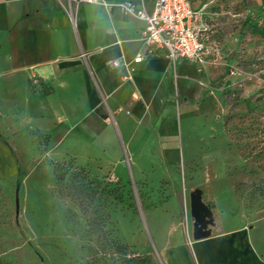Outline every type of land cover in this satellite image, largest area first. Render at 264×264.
<instances>
[{
    "label": "rangeland",
    "instance_id": "obj_1",
    "mask_svg": "<svg viewBox=\"0 0 264 264\" xmlns=\"http://www.w3.org/2000/svg\"><path fill=\"white\" fill-rule=\"evenodd\" d=\"M192 3L204 11L228 57L177 64L189 78L175 99L179 158L169 164L171 176L145 160L139 178L138 166L133 163V175L125 156V178L99 157L80 162L69 147L81 157L84 151L66 141L76 133L51 124L58 117L47 110H29L22 75L9 74L10 66L0 62V264H162L155 232L162 237V206L181 205L190 239L196 188L214 212V234L246 230L264 260V0ZM35 78L29 94L44 95ZM60 163L68 171L64 181L57 176ZM80 170L91 183L88 211L67 186ZM156 216L161 226L154 230Z\"/></svg>",
    "mask_w": 264,
    "mask_h": 264
},
{
    "label": "crops",
    "instance_id": "obj_2",
    "mask_svg": "<svg viewBox=\"0 0 264 264\" xmlns=\"http://www.w3.org/2000/svg\"><path fill=\"white\" fill-rule=\"evenodd\" d=\"M121 1L144 5L151 13L156 0L80 2L72 13L64 0H0V62L10 66L9 74L22 75L20 89L29 110H47L58 117L51 124L63 123L76 133L66 141L84 151L81 157L69 147L80 162L99 157L106 168L113 164L111 168L125 178L127 160L132 174L135 163L137 176L144 178L139 164L147 160L162 164L171 176L169 164L179 158L173 137L175 99L188 89L189 77L179 73L164 50L145 45L144 21L115 5ZM139 56L141 61H136ZM227 57L224 48L222 62ZM182 61L192 60L178 62ZM33 77L40 80L44 95L29 94ZM44 102L47 107L41 105ZM196 190L204 201L203 191L192 192ZM174 210L162 206V237L156 230L161 224L153 218L162 242V264H264L246 230L214 234L213 227L209 237L189 239L181 226V205ZM193 229L192 225L191 236Z\"/></svg>",
    "mask_w": 264,
    "mask_h": 264
},
{
    "label": "built area",
    "instance_id": "obj_3",
    "mask_svg": "<svg viewBox=\"0 0 264 264\" xmlns=\"http://www.w3.org/2000/svg\"><path fill=\"white\" fill-rule=\"evenodd\" d=\"M67 11L73 12V5L80 2L96 3L98 0H64ZM126 14L144 21L142 40L148 47L166 52L170 62L176 66L180 59H188L201 65L221 62L224 48L215 37V30L203 16L204 11L196 9L191 0H156L153 12L144 5L138 7L133 1L115 3ZM137 57L136 61H141ZM115 66L119 62H113ZM34 82L38 80L35 78Z\"/></svg>",
    "mask_w": 264,
    "mask_h": 264
},
{
    "label": "water",
    "instance_id": "obj_4",
    "mask_svg": "<svg viewBox=\"0 0 264 264\" xmlns=\"http://www.w3.org/2000/svg\"><path fill=\"white\" fill-rule=\"evenodd\" d=\"M191 215L194 219L193 238L200 240L212 234L214 217L212 209L203 201L200 190L191 193ZM18 204V203H17Z\"/></svg>",
    "mask_w": 264,
    "mask_h": 264
},
{
    "label": "trees",
    "instance_id": "obj_5",
    "mask_svg": "<svg viewBox=\"0 0 264 264\" xmlns=\"http://www.w3.org/2000/svg\"><path fill=\"white\" fill-rule=\"evenodd\" d=\"M192 1V0H191ZM57 176L59 180L64 181L67 177L68 171L64 170V165L60 163V166L56 168ZM70 184L67 185L71 190L70 195L75 198L79 203L84 206L85 210H89V204L87 202V198L85 193L90 189V182L86 181V174L80 170V172H73L69 175Z\"/></svg>",
    "mask_w": 264,
    "mask_h": 264
}]
</instances>
